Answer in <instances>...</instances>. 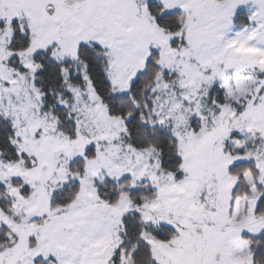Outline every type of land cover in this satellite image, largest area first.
<instances>
[{
    "label": "snow or ice",
    "instance_id": "6c2138e0",
    "mask_svg": "<svg viewBox=\"0 0 264 264\" xmlns=\"http://www.w3.org/2000/svg\"><path fill=\"white\" fill-rule=\"evenodd\" d=\"M0 264H264V0H0Z\"/></svg>",
    "mask_w": 264,
    "mask_h": 264
}]
</instances>
